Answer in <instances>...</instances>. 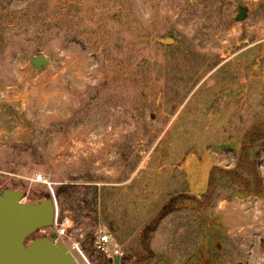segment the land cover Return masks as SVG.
<instances>
[{
    "label": "rangeland",
    "instance_id": "rangeland-1",
    "mask_svg": "<svg viewBox=\"0 0 264 264\" xmlns=\"http://www.w3.org/2000/svg\"><path fill=\"white\" fill-rule=\"evenodd\" d=\"M88 133L100 146L72 159L64 147ZM190 153L211 155L212 184L178 199ZM7 188L52 198L79 264L106 263L102 233L120 264H264V0H0Z\"/></svg>",
    "mask_w": 264,
    "mask_h": 264
},
{
    "label": "water",
    "instance_id": "water-1",
    "mask_svg": "<svg viewBox=\"0 0 264 264\" xmlns=\"http://www.w3.org/2000/svg\"><path fill=\"white\" fill-rule=\"evenodd\" d=\"M171 41L160 39L165 44ZM32 63L41 67L47 62L44 55H38ZM22 198L19 190L7 188L0 193V264H79L55 233L27 242L35 231L53 225L55 206L51 197L29 204L22 203ZM105 258L107 264L120 261V255Z\"/></svg>",
    "mask_w": 264,
    "mask_h": 264
},
{
    "label": "built area",
    "instance_id": "built-area-1",
    "mask_svg": "<svg viewBox=\"0 0 264 264\" xmlns=\"http://www.w3.org/2000/svg\"><path fill=\"white\" fill-rule=\"evenodd\" d=\"M99 146H100V140L95 135L88 133L70 139L69 144L65 146L64 149L69 153V156L72 159H77L79 156H84L88 153L94 152L95 148ZM34 180L37 182L48 184L46 177L41 173L36 174ZM53 225L55 227L54 233L56 234V239L57 240L61 239L62 243H64V245L67 247V249L71 254H72V250H75L76 253L82 252L78 244L73 242L71 237L67 235L65 229L67 228L66 220L61 221L59 224L55 221ZM66 241H72L71 246H68L66 244ZM109 242H111L110 235L108 233H102L94 242V247L105 256H107V254L119 255L120 252L116 248H114L110 253H108L105 245ZM72 255L74 256V254Z\"/></svg>",
    "mask_w": 264,
    "mask_h": 264
},
{
    "label": "crops",
    "instance_id": "crops-1",
    "mask_svg": "<svg viewBox=\"0 0 264 264\" xmlns=\"http://www.w3.org/2000/svg\"><path fill=\"white\" fill-rule=\"evenodd\" d=\"M212 167L214 162L211 155H203L201 159H197L196 155L191 153L186 155L178 166L185 175L188 192L193 197L200 198L206 191Z\"/></svg>",
    "mask_w": 264,
    "mask_h": 264
},
{
    "label": "trees",
    "instance_id": "trees-1",
    "mask_svg": "<svg viewBox=\"0 0 264 264\" xmlns=\"http://www.w3.org/2000/svg\"><path fill=\"white\" fill-rule=\"evenodd\" d=\"M247 137H249V133L246 135V138ZM247 149H248V146L246 145V143L243 142L242 143L241 152H240V157H239V160H238V165L243 164L244 158L247 156V154H246V150ZM213 168L214 167H212V169L210 171L209 178H208V187H207L206 191L202 194V196L203 195H206L207 191L209 190V186H211V184H212V180L211 179H212ZM252 171H253V173L251 174ZM232 172L237 173L236 171H232ZM249 172H250V178L248 180H246V181H247L248 184L254 183L255 184L254 191L257 194H260L261 193V186H260L259 180L255 177V169H254V167L251 164H249ZM61 188L62 187H58V189H57L56 192L59 193V191L61 190ZM47 197H49V196H47ZM182 197H183V199L184 198L194 199V197L191 196V195H180L177 198L178 199H181ZM175 200H176V198L175 199L173 198L170 201H168V203L161 209V211L159 212V214L157 215V217L152 222H150L148 225H146L144 227V230H143V233H142V242H144V243L148 242L149 235H150L151 232H153L156 229L157 223L163 217H165L166 215H168L170 212H172L174 210V209H171V208L175 204ZM122 260H123V257H122V255H120L119 264H120V262ZM104 264H107V263H104Z\"/></svg>",
    "mask_w": 264,
    "mask_h": 264
}]
</instances>
